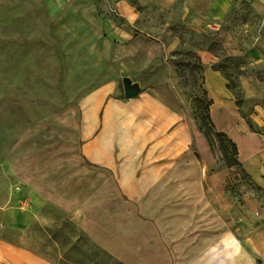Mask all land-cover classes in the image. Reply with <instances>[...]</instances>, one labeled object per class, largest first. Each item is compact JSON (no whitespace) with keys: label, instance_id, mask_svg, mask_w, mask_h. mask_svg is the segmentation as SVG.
<instances>
[{"label":"rangeland","instance_id":"obj_1","mask_svg":"<svg viewBox=\"0 0 264 264\" xmlns=\"http://www.w3.org/2000/svg\"><path fill=\"white\" fill-rule=\"evenodd\" d=\"M54 1L0 0V242L57 264H81L87 251L120 264L76 211L110 173L82 151L86 114L100 92L102 102L126 98L125 78L189 119L210 178L229 171L213 214L237 215L246 233L264 228V185L251 174H264V11L248 0ZM213 70L219 89L207 84ZM236 131L255 133L247 162H236Z\"/></svg>","mask_w":264,"mask_h":264},{"label":"crops","instance_id":"obj_2","mask_svg":"<svg viewBox=\"0 0 264 264\" xmlns=\"http://www.w3.org/2000/svg\"><path fill=\"white\" fill-rule=\"evenodd\" d=\"M187 1L191 5L192 0ZM248 1L253 9L264 11V0ZM223 78L213 70L207 76L208 87L219 89ZM96 96L86 114L82 151L91 164L110 173L76 211L77 225L86 237L120 264H264L260 222H255L258 229L246 233L237 215L229 217L220 206L213 214L212 206L225 203L229 171L208 176V152L192 150L201 135L192 131L189 119L155 94L105 102L101 92ZM217 103L218 110L230 107ZM236 133L230 137L238 143L239 159L247 162V139L255 133ZM251 170L256 182L264 185L263 172ZM214 188L222 195L215 197ZM193 190H203L202 197H195ZM183 254L190 255L188 261ZM84 257L81 264H102L95 251ZM0 264L57 263L3 241Z\"/></svg>","mask_w":264,"mask_h":264},{"label":"water","instance_id":"obj_3","mask_svg":"<svg viewBox=\"0 0 264 264\" xmlns=\"http://www.w3.org/2000/svg\"><path fill=\"white\" fill-rule=\"evenodd\" d=\"M124 88L126 90L127 97H136L139 94V86L133 85L129 78H125L124 80Z\"/></svg>","mask_w":264,"mask_h":264},{"label":"trees","instance_id":"obj_4","mask_svg":"<svg viewBox=\"0 0 264 264\" xmlns=\"http://www.w3.org/2000/svg\"><path fill=\"white\" fill-rule=\"evenodd\" d=\"M249 125L251 128H253V125L250 121H248ZM216 134L220 135V136H228L227 133H224V132H217ZM229 142L230 144H232V147L235 149V156H236V162L238 163L239 160H238V154H239V148H238V145L237 143L233 140V138H229Z\"/></svg>","mask_w":264,"mask_h":264}]
</instances>
